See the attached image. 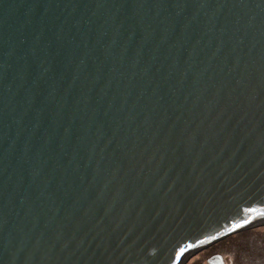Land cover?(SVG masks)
Returning a JSON list of instances; mask_svg holds the SVG:
<instances>
[{"label": "water", "instance_id": "water-1", "mask_svg": "<svg viewBox=\"0 0 264 264\" xmlns=\"http://www.w3.org/2000/svg\"><path fill=\"white\" fill-rule=\"evenodd\" d=\"M261 222L264 0H0V264H180Z\"/></svg>", "mask_w": 264, "mask_h": 264}, {"label": "rangeland", "instance_id": "rangeland-1", "mask_svg": "<svg viewBox=\"0 0 264 264\" xmlns=\"http://www.w3.org/2000/svg\"><path fill=\"white\" fill-rule=\"evenodd\" d=\"M217 254L221 255L223 264H264V223L199 247L188 254L182 264H210ZM218 259L215 262H221Z\"/></svg>", "mask_w": 264, "mask_h": 264}, {"label": "trees", "instance_id": "trees-1", "mask_svg": "<svg viewBox=\"0 0 264 264\" xmlns=\"http://www.w3.org/2000/svg\"><path fill=\"white\" fill-rule=\"evenodd\" d=\"M215 255V254H214ZM217 256H220L221 257V255H219V254H217ZM215 257V256H214Z\"/></svg>", "mask_w": 264, "mask_h": 264}, {"label": "bare ground", "instance_id": "bare-ground-1", "mask_svg": "<svg viewBox=\"0 0 264 264\" xmlns=\"http://www.w3.org/2000/svg\"><path fill=\"white\" fill-rule=\"evenodd\" d=\"M184 258H185V256H184ZM186 259V258H185ZM183 261V260H182ZM183 263V262H182ZM182 263H180V264H182Z\"/></svg>", "mask_w": 264, "mask_h": 264}]
</instances>
